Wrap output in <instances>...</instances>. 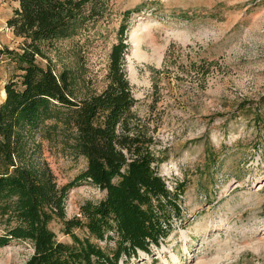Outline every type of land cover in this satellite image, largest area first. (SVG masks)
Wrapping results in <instances>:
<instances>
[{
    "label": "rangeland",
    "instance_id": "rangeland-1",
    "mask_svg": "<svg viewBox=\"0 0 264 264\" xmlns=\"http://www.w3.org/2000/svg\"><path fill=\"white\" fill-rule=\"evenodd\" d=\"M16 6L0 0V103L4 85L21 74V39L6 24ZM106 9L95 28L42 52L55 72L77 70L99 92L125 25L134 111L161 161L157 174L171 193L177 187L180 215L163 223L158 247L118 264H264V0H106ZM41 156L61 185L85 168L46 142ZM103 197L87 183L70 189L66 219L85 222L80 207ZM50 227L71 242L60 222ZM72 232L87 236L84 227ZM113 237L92 242L111 254ZM31 254L28 243L11 241L0 247V264H25Z\"/></svg>",
    "mask_w": 264,
    "mask_h": 264
},
{
    "label": "trees",
    "instance_id": "trees-1",
    "mask_svg": "<svg viewBox=\"0 0 264 264\" xmlns=\"http://www.w3.org/2000/svg\"><path fill=\"white\" fill-rule=\"evenodd\" d=\"M7 20L21 39L18 79L4 85L0 103V247L28 243L25 264H118L122 256L150 253L168 229L169 216L180 215L178 190L171 193L155 166L148 127L134 111L136 100L125 71L128 45L125 25L111 46L99 92L81 72H55L43 47L85 33L106 16V0H12ZM127 14V13H126ZM36 57L47 60L45 67ZM43 142L66 158L85 160L73 180L58 184L42 159ZM90 184L104 197L80 207V219H66L69 190ZM170 211V212H169ZM63 225L71 242L59 241L51 229ZM84 227L77 237L73 228ZM108 254L92 239L113 240Z\"/></svg>",
    "mask_w": 264,
    "mask_h": 264
}]
</instances>
